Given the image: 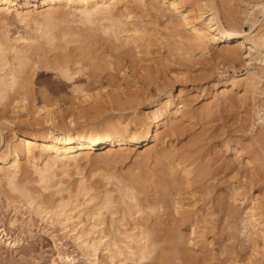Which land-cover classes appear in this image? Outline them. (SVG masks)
I'll list each match as a JSON object with an SVG mask.
<instances>
[{
  "label": "bare ground",
  "instance_id": "obj_1",
  "mask_svg": "<svg viewBox=\"0 0 264 264\" xmlns=\"http://www.w3.org/2000/svg\"><path fill=\"white\" fill-rule=\"evenodd\" d=\"M213 1L0 0V103L5 99L34 100L37 92H34V77L45 70H55L58 76L69 80L78 72L88 71V87L98 85L95 93L87 86L74 87L73 91L84 92L83 97L64 95V101L74 99V106L61 109L58 115H51V108L59 105L62 98L58 100L48 91L42 93L43 103L35 105L27 119L29 125L41 127L38 131L16 130L13 122L7 117L3 119L6 123L1 125L12 124L7 127L11 138L0 151V182H4L3 194L7 199L17 206L27 205L38 216L62 226L66 234L71 233L80 241L83 251L94 261L117 264L120 258L118 264H129L127 260L133 264H220L213 243L219 234L227 233L228 240L236 238L237 232L230 229H233L237 214L244 225L239 229L242 232L244 228L243 233L252 244L257 246L259 236L264 241V204L257 203L259 193L256 197L250 195L255 179L264 177V105L257 102V95L264 94L261 87L264 77L259 73L261 70L264 73V31L242 30L235 18L228 20L229 26L225 25ZM167 2L178 19L174 25H181L186 30L181 29L183 33H179L177 28L176 33L180 38L187 36V31L190 33L188 38L185 37L191 43L190 48H185L182 38L180 44L179 40L172 41L177 43V50H185V56H192L191 49L195 47L202 51L210 48L215 51V61L226 62L234 68V63L243 59L247 64H258L261 69L259 72L248 70L240 77L234 73L222 81L219 93L215 91L203 103L205 113L211 114L213 108L218 107L220 98L230 107L252 96L251 130L256 125L260 127L255 140L262 153L252 155L239 136L237 139L233 135L225 136L221 140V148L226 154L233 153L228 160V163L236 164L233 169L244 168L246 171L250 164L256 167L249 171L251 175L242 169V185L227 181L229 185L224 192L217 194L215 201L218 204L213 205L217 208L212 207L215 209L211 213L207 210V214L206 205H199L200 199L202 201V197L199 199L200 188L210 174H215L217 180L218 172L195 155V152L198 154L196 143L189 152L180 150L174 143L180 137V127L191 113L188 114L186 109L187 91L180 88L174 94L173 85L168 91L160 92L158 88V97L147 101L151 107L145 111L141 110L145 96L132 91L130 85L134 75L139 76L144 87H151L158 80L157 66L161 57H151L155 54L152 46L156 45V40L149 24L154 23L151 9L161 12L160 4ZM250 4L252 10L245 13L244 22L254 24L249 16L256 10L264 14V1ZM12 19L26 26L25 33L12 37L11 29H8ZM217 86L218 82L214 81L212 89L216 90ZM162 87L166 88V85ZM13 107L12 112L15 111ZM4 111L1 110L7 114ZM45 112L44 117H39ZM243 120L238 123L242 131ZM141 143L146 147L136 155L133 165L119 167L128 159L129 152ZM245 155L248 156L246 161ZM82 161L96 162L105 171L98 175L99 178L83 176L80 180H72L70 171L80 168ZM227 166L219 167L225 173ZM52 188L54 193L49 199L45 191ZM57 194L59 196L55 197ZM239 206L243 208L240 214ZM75 210H78L79 218L84 215L90 218L91 225H85L79 218L75 224ZM217 211L222 214L217 217L221 224L218 223L221 226L227 224L228 230L223 226L220 231V226L210 217ZM80 224L82 226L78 227ZM228 243L221 249L237 253L235 260L231 259L237 262L239 247L233 242ZM247 258L249 264H264L263 257Z\"/></svg>",
  "mask_w": 264,
  "mask_h": 264
},
{
  "label": "rangeland",
  "instance_id": "obj_2",
  "mask_svg": "<svg viewBox=\"0 0 264 264\" xmlns=\"http://www.w3.org/2000/svg\"><path fill=\"white\" fill-rule=\"evenodd\" d=\"M261 1H264V0H214L213 2L215 3L216 7L219 9L220 15H221L222 20H223L225 25H228V20L230 18L231 19L235 18L236 21L239 23L240 28L242 30L250 31L251 29H253V33H257L258 31H264V14L263 13H259L256 10L253 13L254 16L253 15L249 16L252 19L251 21L255 22L254 24H252L251 22H247V21L244 22V21L246 18L245 13L252 10L251 9L252 4H250V3H257V2H261ZM148 2H149V0H148ZM160 6L163 8V10L161 12H158L160 14H158L156 12V10L151 9V12L154 14V16L156 18L153 16L152 22H154V23L149 24V27L151 28V30L153 29L152 30V33L154 34L153 38H155L154 40H156V42H155L156 45H154L155 47L152 46V49H153L152 51H154L155 54L153 53L151 55V57L152 56L153 57H158V56L161 57V58L158 57L159 58L158 66H157L158 68L156 67L161 76L158 74L159 75L157 78L158 80L156 81L155 85L153 84L151 87H144L143 84L140 83L141 79H139V76L134 75L130 78V80H132L130 83V85L132 86L131 90L139 93L140 95L145 96L144 97L145 99L143 101L144 104H142V106H141V110H145V111L150 110L151 103L148 104L147 101L151 100V98L152 99H154L155 97L157 98L158 94H159L158 93L159 89H160V92L162 90L168 91L169 86L173 85L174 86L173 87L174 88L173 89L174 94H177L180 88H184L187 91V94L185 97L186 109L189 111L188 114L190 112L191 113L189 115H187L188 119L186 118L184 120V123L182 124V127H180L181 129L179 132L181 134L179 133V135H178L180 137H177V139L174 143H175L177 148H179L180 150H185V151L186 150L188 151L191 148V146H193L196 143L195 145L197 146L198 154H197V152H195V155L199 159L203 160V162L207 161L210 166L212 165L210 168L214 171L217 170V172H218V174L216 175V176H218L217 180L215 179L216 178L215 174L214 175L210 174L207 176L206 179L203 180V182H202L203 186H201L200 192H199L200 195L198 194L199 199L202 197V201L200 199L199 205H200V207H202V205L203 206L206 205L205 210H206V214H207V210L209 211L208 213H211L212 209L217 208L215 206H217V204H218L216 202L218 200V195L220 194V192H221V194H222V192H224L225 188H227V185H229V183H233L234 185H236V183L238 184V182H239L238 185H242L241 175L242 174L244 175V173H247L249 171L252 172L253 171L252 169H255V167H256L255 164H253V165L250 164L249 166L251 167V169L248 166V168H246V171L244 168L233 169L234 167H236V164L232 163L233 164L232 165L231 163H228V160L232 157L233 153L229 152L228 154H226L225 150H223V148H221L222 147L221 146V140L225 136L232 137V135H233L234 139H237L239 136L238 139H240L242 141V143H244L247 146V151L252 152V155L254 152H255L254 154L260 155L261 150L259 148V145H260L259 142H256V140H255L258 136L257 132L260 130V127L256 125L254 127V129L251 130L252 129L251 124L253 122V117H254L252 96H251V98L249 97L248 100L245 102L238 101L237 103H235L236 104L235 106H230L231 108L229 107V105H227V103H226L227 101L225 99L222 100V98H220L221 101L219 100L220 102H219L218 107L216 106L215 108H213V113H211V114L208 112L205 113L206 110H204V108H203V103L211 95H214L215 91H217V93H219L221 90L220 85H222V81L226 80L227 78H229V76L233 75L234 73H236V75H238L240 77V76L245 75L248 70H256L257 72H259L261 69L259 67H257L258 64H255V65L254 64H247V62H246L247 60H243V59L237 60V62L234 63L235 66L233 65L234 68L230 67L231 65L229 66V64H227L226 62L219 61L220 62L219 63L218 61H215V59L213 57V56H215L214 55L215 51L213 49H210V48L202 51V49H200V48L197 49L195 47V48L191 49L193 51V52H191L192 56H190V57L188 55L185 56V52H184L185 50H183V49L177 50V48H178L177 43L176 42L173 43L172 41L179 40L178 44H180L179 42H181L182 37L180 38L179 33H181L182 31L184 32L186 30L183 26L181 27V25H178V26L174 25V21L177 24L178 19L176 18L175 13L168 6V2L164 3V5H163V3H161ZM165 9H166V11H165ZM11 22H12V25H11ZM11 22L8 26V29H9V31L11 29L10 34L12 35V37L19 36V35H22L23 33H25L26 26H23V23H18L19 21H16L13 19L11 20ZM177 28L179 29L178 32L181 29H182V31H180L179 33H176L175 29H177ZM187 33L190 35V33L188 31H187ZM187 33L185 32V35ZM188 34H187V36H188ZM181 35H183V34H181ZM187 36H185V37H187ZM185 37L182 38V42L184 43L185 48L186 47L190 48L191 43ZM222 45L223 44H221L219 46V49ZM161 47H162V49H161ZM209 49H210V51H209ZM219 49L217 48V51ZM174 57H175V59H173ZM178 58H180V59H178ZM160 59H161V61H160ZM250 63H252V61ZM160 65H161V67H160ZM253 67H254V69H253ZM217 68H218V70H217ZM161 69H163V70H161ZM87 72L88 71H85L83 73L78 72L70 80L66 79L64 77L58 76L55 70H51V71L45 70V72L43 71L42 73L39 72L37 75H35L34 82H33L34 92L37 91L34 93V95L37 97V100H36V97L34 99L36 102L33 100V98H27L26 99L27 102L23 101L21 98H18L17 99L18 101L17 100L14 101L13 99H5L3 102H1L0 103V112H1V110L3 112H5L4 111V109H5L8 115L5 113V115H6L5 116L3 112H1V114L3 113L2 116L0 115V118H2V120L0 119V129H3L1 132L3 134V136H2V142L0 143V151L5 149V146H6L5 144L7 143L6 141H8L11 138L7 127H9V126L11 127L12 124L9 125L7 123L6 127L4 124H3L4 126L1 125V123H3L5 121L3 119H6V117H7L9 121L13 122V125L16 128V130L19 129V130L29 131V132L38 131L39 129H41V127L39 125H29L28 124L29 122L27 119L31 115L29 113H32V111L35 110V105L37 106V105H41L43 103V98L41 97L42 93H45L46 91H48L47 93L52 94L53 97L54 96L57 97L58 100H60L62 98L61 103H59V105H54L53 108H51V112H53V113H51V115L52 114L58 115V113H59V111H61V109L65 110L66 108H70V107L74 106V103H73L74 99L71 100L70 98H68V100L64 101L65 100L63 97L64 95L66 97H69V96L75 97L76 95H77V97H80V96L83 97L84 92H82L80 90L79 91H73L74 87H80V86L86 87L87 86V88H90L91 90H93L91 93L96 92L95 87H98L97 84H96L97 86L94 85L95 87L92 86L94 88L88 87V86H90V85H88L90 82H89V78H88L89 76H88ZM259 73L262 74V76L264 77V73H262V70ZM220 74L224 75V76H220ZM206 77H208V78H206ZM214 81L218 82V86H217L216 90L212 89V83ZM159 84H160V86L157 87V85H159ZM161 84H163V85H161ZM165 85H166V88L162 87ZM261 87L264 88L263 85H261ZM148 88H150V89H148ZM243 90L244 89L241 88L240 92L243 93L244 92ZM66 93H67V95H66ZM150 94H152V95H150ZM148 96H150V98ZM147 97H148V100H146ZM9 101H11V102L13 101V103L11 104ZM176 101L180 102V100H176ZM239 102L240 103L242 102L243 105H242V103L240 104ZM257 102L259 104L264 105V94H261L260 96H259V94L257 95ZM5 103L7 104L6 107H5ZM23 103H25V104H23ZM9 104H11L12 106L9 107L10 106ZM16 105H17V107H16ZM13 106H15L16 109ZM3 107H4V109H3ZM12 107L15 110L14 112H12ZM33 107H34V109H33ZM8 109H10V110H8ZM65 113H66V115H68L67 111ZM192 114H193V116L194 115L195 116L192 117L191 116ZM43 115L45 116L46 112L41 113V115H39V117H44ZM237 118H238V120H237ZM242 119H245V120H243V122H244L243 131L239 130L241 128L238 126V123L241 122ZM4 123H6V121ZM251 131H252V133H251ZM190 136H192V137L190 138ZM193 140H195V142H193ZM181 142H183L182 143L183 144L182 149L180 148ZM186 143H187V145H185ZM145 147H146L145 143H141V144L136 145V148L134 150H132V152L131 151L129 152L130 155L128 153V155H129L128 159L126 158L124 164H121L119 167H121L123 165H127V167L130 165H133L132 161L139 155L138 154L139 152H142L145 149ZM247 157L248 156L245 155V157H244L245 161L247 160ZM211 161H213V162H211ZM215 163H217L216 166H215ZM226 163L228 165L230 164L231 166L228 167ZM82 164H81L82 167L80 166V168H78L76 170L73 169V170H75L73 172H72V170L70 171V178L72 180H80L81 177H83V176H86L85 178H87V179H94V178H96V176L99 178L100 176H98V175L103 174L105 171L104 169H101L102 166L100 164H98V166L101 167V168H99L96 165L97 164L96 162H94V163L90 162L89 163L87 161L86 162L82 161ZM225 165L227 166V168H225L226 172L223 173L222 172L223 170H221L220 167H226ZM213 167H215V168L217 167V169H213ZM242 169H244V173H243ZM233 170H235V171H233ZM237 170H238V172H237ZM220 173H223V175ZM235 173H237V175H239V176H237ZM249 174H250V172H249ZM230 175H231V178L229 177ZM88 176H90V178H88ZM227 177L230 178V181H229V178H227ZM239 178H240V180H238ZM218 179H219V181H218ZM224 179L226 180V182ZM262 179H260V180L255 179L253 187H252V191L250 192V195L253 197H256V194L259 193V195H258L259 199H258L257 203L262 202V204H264L263 203L264 202V198H263L264 197L263 196L264 195V177ZM257 181H259V182H257ZM0 186H1L0 189L2 188V191L0 190V264H101L99 261H94L93 257H90L89 255H87L83 251L82 247L80 246V241L75 239L74 236L71 235V233L70 234L68 233L69 234V236H68V234H66L65 230L62 229V226H60L59 224H57L55 222L52 223L51 220H47V217L45 219V217L43 218L41 215L38 216L37 214H35V212L31 211V209L27 205H24V206L18 205L17 206L14 202L8 200L6 195H4L5 194L4 193V188H5L4 182L3 183L0 182ZM223 186H224V188H223ZM205 189H206V191H205ZM52 192L54 193L53 188L46 190L45 195L49 198V196L52 195ZM58 196H59V194L55 195V197H58ZM49 199H51V198H49ZM213 199H214V201H213ZM213 205H215V206H213ZM212 207H215V208H212ZM239 208L240 209H239L238 213L240 214L242 212L243 208H241L240 206H239ZM77 211L78 210L74 211L75 212V214H74L75 224H77L79 219H81L84 221L85 225H91L90 223H92V221L90 220V218L88 219V217H86V215L81 216L79 218ZM217 213H215V215L214 214L211 215L210 217L214 220V222H217V224L220 226L219 227L221 229L220 231H222V227L224 225L221 226L220 225L221 223L218 220V218L222 214L219 215L221 213L219 211H217ZM76 215H77V217H75ZM81 215H83V214H81ZM215 216H216V218H215ZM238 217H239V215L237 214V217H236L237 219L234 218L235 223H234V225H232L233 229L232 228L230 229L233 232H237V233H235L236 238L234 237L233 239H229L230 240L229 241L228 240L229 236L227 235V233H224V235L219 234L220 237L218 236V238L214 241L215 244L213 243L214 246H212V247L215 249L214 250L215 254L218 255L217 258H218L219 262H221L220 264H222V263L223 264H226V263L227 264H233V263L238 264V262H239V264H249L248 263L249 258H247V257H250V259H251V257H253L254 255H256V257H263L264 258V255H263L264 254L263 237H261V236H259L260 238L257 237L256 239L259 243L257 242V246H254L252 244L253 242L249 239L248 236H246L247 234L243 233L244 228L242 229V232H241L240 229L244 225H243L241 219ZM235 219H236V221H235ZM237 220H238V222H237ZM239 220H240V223H239ZM238 224L240 227L238 226ZM77 226L80 227V226H82V224L77 225ZM225 226H227V224H225ZM226 228L227 227H225V229ZM225 229H224V231H225ZM226 230H228V229H226ZM225 235L227 236V238ZM245 237H248V238H245ZM234 239H237V240H234ZM241 239H243V240L241 241ZM223 242H225V243L229 242L228 244H231L233 242L232 244H234L235 246L238 245L237 247H239V248L245 246L244 249L242 248L243 250L236 247L238 250V255H239V256H237L238 257L237 259L239 261L237 260V262H233V260H231V259L236 258L235 255L237 253H235V254L232 252L229 253L230 251H228V253H227V251L221 249L222 245L225 244ZM246 243H248V244H246ZM240 244H242V245L240 246ZM253 251H255L256 253H254ZM245 253H246V257H245ZM252 253L254 254L253 256H252ZM101 254L102 253H100V255ZM227 257H229V258H227ZM227 260L228 261L230 260V262H228ZM118 263H120V258H118L117 264ZM127 263L133 264L131 260H127Z\"/></svg>",
  "mask_w": 264,
  "mask_h": 264
}]
</instances>
